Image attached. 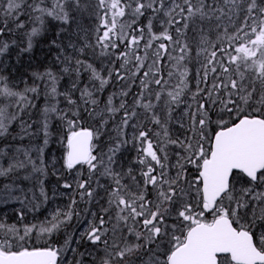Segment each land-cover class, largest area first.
<instances>
[{
  "label": "snow or ice",
  "instance_id": "obj_1",
  "mask_svg": "<svg viewBox=\"0 0 264 264\" xmlns=\"http://www.w3.org/2000/svg\"><path fill=\"white\" fill-rule=\"evenodd\" d=\"M65 194L0 264H264V0H0V204Z\"/></svg>",
  "mask_w": 264,
  "mask_h": 264
},
{
  "label": "rangeland",
  "instance_id": "obj_2",
  "mask_svg": "<svg viewBox=\"0 0 264 264\" xmlns=\"http://www.w3.org/2000/svg\"><path fill=\"white\" fill-rule=\"evenodd\" d=\"M82 24L84 25L85 29H89L90 27H95V21L90 19L87 14H85V17L82 20ZM83 35L84 34L82 33L80 39H82ZM74 39L77 40V43L80 42L79 39H77V38H74ZM36 50L37 51L34 52V55H32L33 51L31 53L33 64H37L38 60H41V61H44L45 63L50 64L54 61V58L57 54L55 49H52L50 51L49 45L45 44V43H43L39 47H37ZM90 52H91V50H89V58H90ZM22 60H23L25 67H27L28 62H29L28 56L27 57L24 56L22 58ZM14 62H15V60L12 62H11V60L9 61V63H14ZM20 70L24 71V68H21ZM67 86H68V77L65 76L64 80L61 82V87L63 88V87H67ZM181 107H183V106H181ZM177 114H179V110H177ZM172 130L177 131V129L174 126H173ZM114 134L115 133H113V135ZM104 140H105V145H106L107 137H105ZM105 145H102V147H104V149L106 151L107 148ZM58 149H59V145H53L52 146V151L57 156L60 155V152ZM128 149H129V151H122V155L120 157H118L119 163L123 164L125 167H127L130 164L131 160L136 155V153H135L134 149H132L131 145H128ZM57 181H58V177L55 175L50 174L47 177L46 188L49 191L50 197H52V190L53 189H56L57 192H66V190L59 187ZM101 181L105 182L104 178H101ZM101 195H103L102 191H101ZM68 203H69V195L68 194H65L63 196L56 195L55 197L50 199L47 204L41 206L39 212H34L31 210L30 206L21 205V203H19L17 201H10L7 204H0V221H5L7 223H14V222H16L18 212L23 211L25 213L26 221L36 222L37 220H43L45 218V216L49 215L56 208L63 209ZM86 210L96 211L97 206L94 204L93 205H87L84 202H79V206L77 208V211L81 213L80 222L78 223L76 221V219L74 218L72 225L68 229L69 231H72L73 229H78V228L82 230V228L84 226H86L83 224V221L85 219H91V217L88 216Z\"/></svg>",
  "mask_w": 264,
  "mask_h": 264
},
{
  "label": "trees",
  "instance_id": "obj_3",
  "mask_svg": "<svg viewBox=\"0 0 264 264\" xmlns=\"http://www.w3.org/2000/svg\"><path fill=\"white\" fill-rule=\"evenodd\" d=\"M51 34H49V36H50ZM47 39H48V36H46V37H42V38H40V39H38L37 40V42H36V44H35V50L33 49V53H32V55H34V52L35 51H37L36 49H37V47H39L41 44H43V43H45V44H48L47 43ZM26 57H27V55H26ZM15 58H16V53H15V50L11 53V62L12 61H14L15 60ZM40 62H44V61H41V60H38V63H40ZM37 63V64H38ZM84 79L86 80L87 79V75L85 74V77H84ZM109 91H111V89H109ZM105 95H107V93H105Z\"/></svg>",
  "mask_w": 264,
  "mask_h": 264
}]
</instances>
